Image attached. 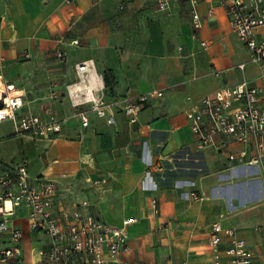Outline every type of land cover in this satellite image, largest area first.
Returning a JSON list of instances; mask_svg holds the SVG:
<instances>
[{"label": "crops", "instance_id": "obj_1", "mask_svg": "<svg viewBox=\"0 0 264 264\" xmlns=\"http://www.w3.org/2000/svg\"><path fill=\"white\" fill-rule=\"evenodd\" d=\"M66 1L0 0V87L14 85L23 104L19 118L52 110L64 121L52 140L18 134L12 121L2 122L0 165L57 182L61 206L88 200L113 226L136 219L121 254L131 264H214L209 235L217 223L246 242L252 264H264V158L248 164L256 145L226 138L199 150L186 118L206 96L242 81L264 95V72L219 0L198 5L200 29L188 0H168V11L159 0ZM258 36L264 39V29ZM83 63L88 70L79 84ZM76 90L114 103L115 123L91 104L74 106ZM154 92L163 96H149L132 123L123 103ZM88 178L108 183L96 189ZM9 227L24 233L22 261L12 264H42L44 237L29 228L27 213L18 210ZM230 242L223 236L221 264H231L224 253Z\"/></svg>", "mask_w": 264, "mask_h": 264}, {"label": "built area", "instance_id": "obj_2", "mask_svg": "<svg viewBox=\"0 0 264 264\" xmlns=\"http://www.w3.org/2000/svg\"><path fill=\"white\" fill-rule=\"evenodd\" d=\"M73 0H67L71 4ZM195 29L201 28V17L197 7L202 0H188ZM229 18L230 26L241 43L250 52L252 63L260 65L264 72V39L258 31L264 29V7L262 0H219ZM168 0H159L161 11L169 10ZM78 44V41H74ZM206 47V44H203ZM63 59L65 54H59ZM246 65L237 68L245 70ZM88 66L78 65L79 81L85 80L84 73ZM220 76L221 72H216ZM78 83H76L78 85ZM74 84L72 87L77 86ZM12 84L4 83L0 87V124L10 120L16 133L30 135L36 139L52 140L53 135L62 131L60 121L52 110L45 116L26 115L19 118L17 111L22 107L21 97L15 93ZM74 106L91 104V110L98 117L115 123L114 103H110L87 90L70 92ZM162 97V92L144 96L136 103L126 100L123 112L132 123L149 96ZM82 96V97H80ZM54 98H58L53 94ZM83 127H88L89 119L85 112L77 114ZM186 118L192 134L196 138L199 150L218 147V140L226 138L238 144L254 143L257 155L248 164L258 165L264 158V95L246 81L232 87H224L203 98L186 111ZM242 158L246 154L242 153ZM235 155L230 159L234 160ZM87 182L96 189L104 190L108 181L105 179ZM60 186L57 182L43 177L32 178L25 167L7 170L0 165V264L20 263L22 261V242L24 233L9 227L11 218L18 210L27 213L29 228L44 237L43 248L39 251L42 264H131L123 260L121 254L128 251L127 230L136 223V219H126L120 226L108 224L92 212L93 204L81 200L72 207L61 206ZM155 204V202H153ZM157 213V210H154ZM223 236L231 239L229 248L224 252L231 264H252L254 254L245 241L235 237L232 229H223L214 224L209 235L214 264H221L223 252L220 249ZM171 264V263H166Z\"/></svg>", "mask_w": 264, "mask_h": 264}, {"label": "trees", "instance_id": "obj_3", "mask_svg": "<svg viewBox=\"0 0 264 264\" xmlns=\"http://www.w3.org/2000/svg\"><path fill=\"white\" fill-rule=\"evenodd\" d=\"M107 84H108V78H106Z\"/></svg>", "mask_w": 264, "mask_h": 264}]
</instances>
